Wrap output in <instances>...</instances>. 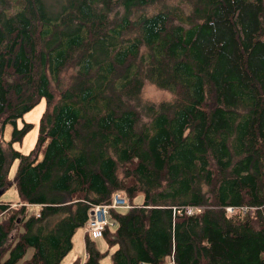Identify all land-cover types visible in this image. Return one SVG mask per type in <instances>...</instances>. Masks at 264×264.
I'll return each mask as SVG.
<instances>
[{"label": "trees", "instance_id": "16d2710c", "mask_svg": "<svg viewBox=\"0 0 264 264\" xmlns=\"http://www.w3.org/2000/svg\"><path fill=\"white\" fill-rule=\"evenodd\" d=\"M161 1L0 0V124L13 125L0 191L17 159L21 198L0 201V264L30 248L24 264H62L81 227L83 264H102L98 239L114 264H264V0L137 16ZM145 80L174 98L148 104L140 125L130 102ZM42 99L38 141L22 153L34 124L18 120ZM117 193L129 207L92 239L94 207Z\"/></svg>", "mask_w": 264, "mask_h": 264}, {"label": "rangeland", "instance_id": "374dc122", "mask_svg": "<svg viewBox=\"0 0 264 264\" xmlns=\"http://www.w3.org/2000/svg\"><path fill=\"white\" fill-rule=\"evenodd\" d=\"M182 2H183L182 0H162L160 3L151 5L144 10L139 9L137 16L143 12H151L152 10H155L157 8L159 9L163 7H170L172 5H177ZM183 8L188 10L189 4L187 2L184 3ZM118 10H117L118 13L123 12L122 8H119ZM74 70L75 69L73 67H70L69 69L65 70V72L61 75V83L63 85H67L70 82L71 75L74 72ZM58 87H59L58 84L53 83V89L57 93H58ZM173 98H174V95L169 90L162 89L158 87L156 84L152 83L151 81L145 80L144 86H143V89L140 95L136 99L132 100L130 104L138 110L139 116H140L139 124L142 125L150 120V116L147 113L148 104H158L163 101H171ZM45 109H46V100L42 99L39 104H37L32 110L27 112L22 118L18 120L19 127L23 126L24 122H31L34 124V127L23 138V141L17 142L14 145V147L20 150L22 153L27 154L35 147L38 141V138H39V134H40L41 117ZM12 131H13L12 124H7L4 128L0 124V141L6 142L10 140ZM42 154L43 153H40V155ZM18 163H19V160L17 159L14 162H12L10 166V170H9V175L13 183L7 190H4V191L2 190L3 192L0 195L1 202H11L12 206H16L18 203H20V199H21L18 193L17 187L14 183ZM143 199H144L143 194H140L136 198V201L142 202ZM30 209L31 210L27 211L28 215L37 214L38 212H40V206H39V209H36V210H34V208H31V207ZM121 210H124V208H122ZM236 210L237 209L235 207L234 212H236ZM8 216H9L8 212L2 213L0 215V221L6 220ZM85 231H86V227H81L80 229L76 231L73 237L74 246L72 250L70 251V253L68 254V256L65 258L64 262H62V264H67V262L73 257L74 258L76 257V260L80 259L79 264H82V261L84 258V248H85V244L83 243L82 238L84 236ZM97 243H98L99 248L104 253V256L102 258V264H114L111 258V255L114 249L111 248L104 239H98ZM32 254H33V248H30L27 254L17 264H24L29 258H31Z\"/></svg>", "mask_w": 264, "mask_h": 264}, {"label": "built area", "instance_id": "2783aa9c", "mask_svg": "<svg viewBox=\"0 0 264 264\" xmlns=\"http://www.w3.org/2000/svg\"><path fill=\"white\" fill-rule=\"evenodd\" d=\"M129 207L127 199L123 194H115L111 203L109 204H98L94 207L92 211L91 219L88 223V233L92 239L100 237L103 233L104 228L107 224L111 223L109 220V214L111 209H120ZM191 208V209H189ZM188 212L192 213L194 210L199 209L198 207H189ZM246 210V209H245ZM235 208L229 210V212H234Z\"/></svg>", "mask_w": 264, "mask_h": 264}, {"label": "crops", "instance_id": "0c3cea01", "mask_svg": "<svg viewBox=\"0 0 264 264\" xmlns=\"http://www.w3.org/2000/svg\"><path fill=\"white\" fill-rule=\"evenodd\" d=\"M31 208H34V210H36V209H39V206L38 205H31L30 206ZM31 210V209H30ZM86 232V231H85ZM82 238V237H81ZM82 240H83V243L85 244V233H84V236H83V238H82ZM79 259H77V261H78ZM76 261V257L74 258H71L68 262H67V264H73L74 262ZM85 261V248H84V258H83V261H82V264H83V262Z\"/></svg>", "mask_w": 264, "mask_h": 264}, {"label": "bare ground", "instance_id": "6f19581e", "mask_svg": "<svg viewBox=\"0 0 264 264\" xmlns=\"http://www.w3.org/2000/svg\"><path fill=\"white\" fill-rule=\"evenodd\" d=\"M234 207H227L226 210L229 212V210L233 209ZM200 209V208H199ZM88 230V229H87ZM89 234V233H88Z\"/></svg>", "mask_w": 264, "mask_h": 264}, {"label": "water", "instance_id": "95a60500", "mask_svg": "<svg viewBox=\"0 0 264 264\" xmlns=\"http://www.w3.org/2000/svg\"><path fill=\"white\" fill-rule=\"evenodd\" d=\"M3 191H0V194H2Z\"/></svg>", "mask_w": 264, "mask_h": 264}]
</instances>
